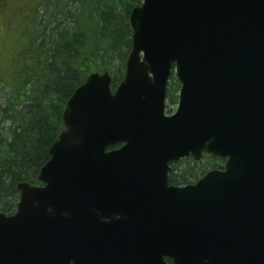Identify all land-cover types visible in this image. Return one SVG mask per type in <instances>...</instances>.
<instances>
[{
  "label": "water",
  "instance_id": "obj_1",
  "mask_svg": "<svg viewBox=\"0 0 264 264\" xmlns=\"http://www.w3.org/2000/svg\"><path fill=\"white\" fill-rule=\"evenodd\" d=\"M130 24L124 78L74 90L42 185L0 211V264H264V0H142ZM204 153L224 169L170 183Z\"/></svg>",
  "mask_w": 264,
  "mask_h": 264
},
{
  "label": "trees",
  "instance_id": "obj_2",
  "mask_svg": "<svg viewBox=\"0 0 264 264\" xmlns=\"http://www.w3.org/2000/svg\"><path fill=\"white\" fill-rule=\"evenodd\" d=\"M141 3L42 0L10 24L18 36L15 56L0 62V211H17L20 181L42 184L39 171L64 129L63 114L74 90L94 71L109 70L113 88L123 79L132 49L130 13ZM179 86L172 75L170 100L177 99ZM210 164L209 156L200 163L186 159L170 181L192 182Z\"/></svg>",
  "mask_w": 264,
  "mask_h": 264
},
{
  "label": "rangeland",
  "instance_id": "obj_3",
  "mask_svg": "<svg viewBox=\"0 0 264 264\" xmlns=\"http://www.w3.org/2000/svg\"><path fill=\"white\" fill-rule=\"evenodd\" d=\"M41 2L42 0H28L27 4L25 6L22 5L23 8L21 7L19 11L17 8H15V10L12 8L8 9L7 13L5 12L3 15H0V62L1 57L4 59L6 56H15L17 49L16 38L18 33H15L13 30H9L10 24L15 25L17 17V20L19 21L23 14L29 13L35 8V6L37 8ZM17 14H19V16H17ZM178 91L179 89L176 91L177 99L175 101L170 100L169 98L167 100V114H172L178 107Z\"/></svg>",
  "mask_w": 264,
  "mask_h": 264
},
{
  "label": "flooded vegetation",
  "instance_id": "obj_4",
  "mask_svg": "<svg viewBox=\"0 0 264 264\" xmlns=\"http://www.w3.org/2000/svg\"><path fill=\"white\" fill-rule=\"evenodd\" d=\"M28 0H0V15H3V13H7L8 9H12L14 8H17L18 10H20V8L23 6H25L27 4ZM12 5V6H11ZM23 8V7H22ZM169 92V88L167 90V94ZM206 157V156H205ZM204 157V158H205ZM186 159H191V158H185V159H181L180 161H178L177 163H173L171 164V170L169 171V175L174 172L176 169L178 168H181L184 161ZM213 161H214V164H210V167L209 169L211 168H218V169H224L225 167V163H226V160L225 159H222V158H211ZM194 163H200V162H203L204 159L200 160V161H194L193 159H191ZM181 166H178L180 165ZM208 169V170H209ZM204 173L201 172L200 176L201 177ZM198 177V178H199ZM197 178V179H198ZM196 179V180H197ZM196 180H192V182H195ZM192 182H189V183H192Z\"/></svg>",
  "mask_w": 264,
  "mask_h": 264
}]
</instances>
